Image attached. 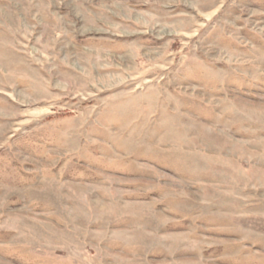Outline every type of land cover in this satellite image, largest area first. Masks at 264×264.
<instances>
[{"label":"rangeland","instance_id":"obj_1","mask_svg":"<svg viewBox=\"0 0 264 264\" xmlns=\"http://www.w3.org/2000/svg\"><path fill=\"white\" fill-rule=\"evenodd\" d=\"M0 264H264V0H0Z\"/></svg>","mask_w":264,"mask_h":264}]
</instances>
